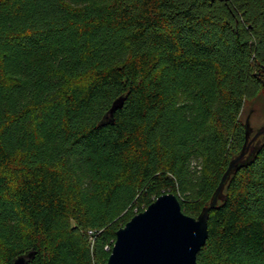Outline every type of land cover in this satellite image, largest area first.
I'll use <instances>...</instances> for the list:
<instances>
[{
	"label": "trees",
	"instance_id": "16d2710c",
	"mask_svg": "<svg viewBox=\"0 0 264 264\" xmlns=\"http://www.w3.org/2000/svg\"><path fill=\"white\" fill-rule=\"evenodd\" d=\"M262 94L264 0H0V264H103L166 191L198 215ZM252 143L199 264H264Z\"/></svg>",
	"mask_w": 264,
	"mask_h": 264
},
{
	"label": "water",
	"instance_id": "95a60500",
	"mask_svg": "<svg viewBox=\"0 0 264 264\" xmlns=\"http://www.w3.org/2000/svg\"><path fill=\"white\" fill-rule=\"evenodd\" d=\"M249 116L245 120V140L240 151L228 161L209 203L201 208L198 215L183 212L175 193L162 192L116 229L115 239L103 264H199L196 255L207 238L209 210L217 204L230 173L245 163L254 139L264 133L263 124L249 138ZM31 256V251L19 254L11 264H27Z\"/></svg>",
	"mask_w": 264,
	"mask_h": 264
},
{
	"label": "rangeland",
	"instance_id": "374dc122",
	"mask_svg": "<svg viewBox=\"0 0 264 264\" xmlns=\"http://www.w3.org/2000/svg\"><path fill=\"white\" fill-rule=\"evenodd\" d=\"M251 106L253 107V109L249 116V124L251 127L249 138L253 136V134L255 133L258 127L264 124V94H262V97H258L255 102L250 103V107ZM248 109H249V105H247L242 110V113H241L242 119H244L246 113L248 112Z\"/></svg>",
	"mask_w": 264,
	"mask_h": 264
}]
</instances>
